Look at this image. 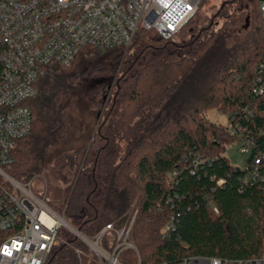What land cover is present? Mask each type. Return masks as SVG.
Wrapping results in <instances>:
<instances>
[{"label": "trees", "instance_id": "trees-1", "mask_svg": "<svg viewBox=\"0 0 264 264\" xmlns=\"http://www.w3.org/2000/svg\"><path fill=\"white\" fill-rule=\"evenodd\" d=\"M221 12L219 28L202 21L188 29L196 15L170 39L140 28L128 48L84 47L70 65H54L29 101L32 129L7 167L20 181L43 174L56 148L78 135L71 113L78 88L100 106L90 144L53 160L65 186L56 209L89 237L112 224L102 238L109 252L116 231L131 224L136 249L121 251L123 264L264 255V160L260 176L243 181L264 151V95L253 91L264 60L259 0H232ZM211 109L226 114L227 124L209 119ZM231 127L247 128L256 141L244 167L225 155L240 137ZM172 215L175 225L166 231ZM65 236L82 258L58 243L47 264H101L75 235Z\"/></svg>", "mask_w": 264, "mask_h": 264}, {"label": "built area", "instance_id": "built-area-1", "mask_svg": "<svg viewBox=\"0 0 264 264\" xmlns=\"http://www.w3.org/2000/svg\"><path fill=\"white\" fill-rule=\"evenodd\" d=\"M204 1L0 0V264H47L58 243L70 246L81 259L84 251L65 236L68 231L101 264H123L121 251L136 249L129 241L131 224L116 231L117 243L109 252L102 238L114 228L112 224L95 237L85 235L49 203L45 193L33 189V179L20 181L7 167L14 162L16 142L32 129L29 101L38 95L39 80L54 65H70L84 47L128 48L140 28L173 38L197 15ZM259 11L264 28V0H259ZM258 68L253 91L264 95V60ZM238 132L240 151L249 156L256 141L247 128L231 127L232 134ZM263 160L261 151L243 178L245 184L260 176ZM174 225L172 215L165 230ZM179 264H264V255L248 259L190 256Z\"/></svg>", "mask_w": 264, "mask_h": 264}, {"label": "rangeland", "instance_id": "rangeland-1", "mask_svg": "<svg viewBox=\"0 0 264 264\" xmlns=\"http://www.w3.org/2000/svg\"><path fill=\"white\" fill-rule=\"evenodd\" d=\"M230 1L232 0H205L199 8L195 18L196 21L191 23L188 29H198L204 23V25L214 23V27H221L224 21V14L221 12L222 8L225 9L227 3ZM248 11H250V9H248ZM255 17L256 15L251 17L249 28H252V26L255 25ZM256 19V22L259 23V18ZM202 21H204V23H202ZM243 23H245V18H243ZM76 92L77 93L71 106V113L74 115V117H76V123L78 124V135L70 138L68 141L63 142L59 147H57L54 152L53 160L58 154L60 155L61 153L68 151L72 152L73 149L83 145L88 146L97 127V123L101 118V110H99L100 106L89 99L88 91H85L80 87ZM207 116L216 123L227 124L228 121V116L226 114L215 109L208 111ZM240 146V141H232L228 143L226 146L225 155L229 158L233 165L244 167L246 166L247 156L242 154L240 151ZM53 160L46 165L43 174H39L35 177L32 187L38 192L45 193L47 195L48 201L55 208H57L64 203L65 186L58 179V176L55 173ZM68 232L71 234L70 231Z\"/></svg>", "mask_w": 264, "mask_h": 264}, {"label": "bare ground", "instance_id": "bare-ground-1", "mask_svg": "<svg viewBox=\"0 0 264 264\" xmlns=\"http://www.w3.org/2000/svg\"><path fill=\"white\" fill-rule=\"evenodd\" d=\"M95 248H97V246L94 243H91ZM118 264V263H117Z\"/></svg>", "mask_w": 264, "mask_h": 264}]
</instances>
